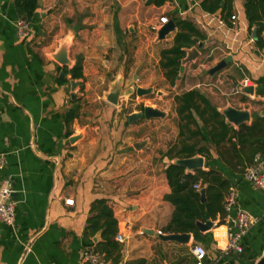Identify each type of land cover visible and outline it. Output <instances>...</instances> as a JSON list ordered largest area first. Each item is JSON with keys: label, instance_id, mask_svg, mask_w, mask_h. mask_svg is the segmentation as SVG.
Wrapping results in <instances>:
<instances>
[{"label": "crops", "instance_id": "crops-1", "mask_svg": "<svg viewBox=\"0 0 264 264\" xmlns=\"http://www.w3.org/2000/svg\"><path fill=\"white\" fill-rule=\"evenodd\" d=\"M113 1L116 5L109 14L101 1L89 5L87 0H38L29 35L22 39L15 27L18 18L13 0H0V157L4 163L0 182L9 183L15 203L13 224L0 223V264H77L81 253L96 244L95 237L86 238L84 231L90 206L99 199L106 200L117 221L118 234L124 238L120 264L135 259H145L147 264H196L191 254L195 244L206 250L202 264H258L264 257V192L242 177V169L248 165L249 144L240 146L232 138L239 157L228 154L232 147L226 143L219 154L211 148V158H203L202 170L214 168L229 179L238 207L257 221L241 240L242 253L223 257L213 239V229L200 232L203 241L196 242L190 234L186 245L157 236L158 232L171 235L164 229L174 208L163 197L170 193L164 174L170 162L166 154L179 142L175 104L171 118L176 128L169 125V119H142L130 125L127 116L125 126L116 129L118 120H114L110 129L103 121L97 126L80 125L77 116L66 124L65 116L74 107H78L77 114L79 111L77 94L75 100L71 98L70 82L80 81V89L86 78L104 77L106 62L129 53L126 35L131 30L134 38L146 45L142 51L157 48L160 56L162 50L172 47L176 26L163 39L151 30L164 16L168 21L172 17L189 21L198 29L203 38L195 39L189 49L200 44L195 62L204 55L207 61L193 72H206L214 81L226 102L222 107L215 106L218 111L227 105L247 110L250 119L243 125L251 126L256 119L264 118V49L256 45L259 27L264 40L262 10L256 12L259 18L250 25L245 0H232L226 21L222 20L221 9L209 14L196 0H170L161 7L141 0ZM142 3L148 5L145 18ZM87 8L95 13L92 21L73 20L75 13ZM149 28L152 34L147 33ZM51 37L53 40H48ZM62 39L70 40L71 66L53 58ZM229 56L232 62L224 69L213 76L208 74ZM77 62H81L82 80H72L64 73ZM193 63L184 69L189 70ZM244 83L252 88V94L242 92ZM192 89L199 88L185 92ZM112 112L106 107L105 120ZM168 125L175 135L170 142L167 130L162 128ZM141 141H146L145 147L136 150L134 143ZM259 154L264 162V152ZM68 199L73 200L72 206L65 205ZM211 221L214 226H226L228 222L224 213ZM144 230H152L154 235L142 233Z\"/></svg>", "mask_w": 264, "mask_h": 264}, {"label": "trees", "instance_id": "trees-1", "mask_svg": "<svg viewBox=\"0 0 264 264\" xmlns=\"http://www.w3.org/2000/svg\"><path fill=\"white\" fill-rule=\"evenodd\" d=\"M169 1L154 0L150 4L161 7ZM196 1H201V8L209 14H215L221 9L222 20L226 21V17L230 16L232 0ZM37 2L38 0H13L16 17L29 23L37 9ZM260 9L264 18V0H245V11L250 25L258 20L259 16L256 12ZM171 20L178 31L172 47L160 52L159 67L170 86H174L180 73L181 61L185 57V50L195 44V39H202L203 36L191 22L175 17ZM260 32L259 27L256 45L259 49H264V40L261 39ZM64 73L70 74L72 80H82L81 62L75 63L70 69L65 68ZM174 104L179 121V142L178 146L172 147L166 154L170 162L166 165L164 174L170 193L163 197V200L171 204L174 210L164 233L192 234L196 242L203 241L204 235L200 233L196 223H204L206 213L211 220H215L218 214L223 216V200L231 188V183L214 168H209L207 171L198 169L187 172L185 168L171 163V160L201 156L208 161L211 158L210 149H214L219 154V149L226 143L232 147L228 154L239 157L234 150L236 145L232 143V138H235L240 146L249 144L246 161L250 165L255 155L264 152V118L256 119L249 127L241 125L236 131L225 122L224 117L206 95L197 89L176 95ZM77 110L78 107H74L66 113V124L76 118ZM67 135L69 136L70 133ZM220 156L223 154L220 153ZM247 166L243 167L242 173ZM198 184L200 189L196 190L194 186ZM202 189L205 190L204 203L201 202L200 196ZM84 233L88 239L99 235V242L89 246H92L96 252L103 253L107 262L120 264L122 246L115 241L118 234L117 221L105 199L92 202ZM125 264H147V262L145 259H135Z\"/></svg>", "mask_w": 264, "mask_h": 264}, {"label": "rangeland", "instance_id": "rangeland-1", "mask_svg": "<svg viewBox=\"0 0 264 264\" xmlns=\"http://www.w3.org/2000/svg\"><path fill=\"white\" fill-rule=\"evenodd\" d=\"M97 1L103 2V5L108 7L107 11H109V14L113 12L112 8L116 5L113 0H87V3L95 5ZM147 9L148 5H143L142 3V18L148 16ZM75 14L73 16L74 21L89 19L88 22H90L95 18V13L90 12L89 8L84 9L82 13ZM78 15H81V17ZM132 24L134 27L137 26L136 22ZM87 26L88 28L93 27ZM146 31L152 34L150 28ZM134 37H136V34L131 30V33L126 35L129 53H126L125 58H116L113 61L106 62V67L103 68L104 77H88L82 83L83 88L75 90V92L77 91L79 106L77 119L80 125L97 126L98 121H103L105 124H109V128L112 129L113 121L118 120L117 129L120 126H125L123 122L127 116L135 112H142L144 107H151L164 112L166 116L163 119H169V125L176 128V121L171 118V114L175 113L174 97L194 87L204 91V94L214 106L222 107L226 105L224 98L219 95L218 89L214 87V81L207 76V73L202 72L198 75L193 72L194 69L206 63L207 55H204L200 61L194 62L189 70L183 68L175 85L172 87L159 67V50L157 48L153 50L148 48V51H142V49L146 48V45L144 46V43H141L142 41ZM48 40L52 41L53 38L51 37ZM63 41L60 43L62 44ZM119 74L122 78V90L126 92V95L120 99L117 106H112L104 100L103 95L109 91L110 85L116 81ZM137 88L152 89V93L146 96H137ZM106 107L113 109L111 117L109 118L110 113L107 115L108 121L104 118ZM169 125L162 128L167 130L168 141L170 142L175 135L171 133L172 127ZM89 132L94 133L93 130Z\"/></svg>", "mask_w": 264, "mask_h": 264}, {"label": "built area", "instance_id": "built-area-1", "mask_svg": "<svg viewBox=\"0 0 264 264\" xmlns=\"http://www.w3.org/2000/svg\"><path fill=\"white\" fill-rule=\"evenodd\" d=\"M141 1L144 3L148 2V0ZM230 20L233 22L235 17L232 16ZM167 23L168 19L162 16L156 24L152 25L151 30L155 33L159 32L162 26ZM15 27L20 38L25 39L28 37V22L18 19L15 23ZM243 86H246L245 83ZM3 168V159L0 157V171L3 170ZM242 177L255 189L264 192V162L261 159V154L254 156L252 163L244 169ZM194 188L199 190V184L195 185ZM13 193L14 191L7 181L0 182V223L2 224L12 225L14 222L15 203L12 200ZM64 203L66 206H72L73 200L68 199L65 200ZM223 211L228 222L226 226H219L217 224L213 227V239L216 243V247L223 257L231 254H241L243 251L241 240L257 221L249 213L238 207L236 194L232 188H230L224 197ZM219 228H224L223 232L220 234L217 233ZM158 234L161 233L158 232ZM115 241L119 244H123L124 238L122 235L117 234ZM191 254L196 264H202L206 257V250L203 246L195 244L191 248ZM77 264H107V261L103 253L96 252L94 248L88 247L81 253Z\"/></svg>", "mask_w": 264, "mask_h": 264}, {"label": "water", "instance_id": "water-1", "mask_svg": "<svg viewBox=\"0 0 264 264\" xmlns=\"http://www.w3.org/2000/svg\"><path fill=\"white\" fill-rule=\"evenodd\" d=\"M154 0H148V4L152 3ZM175 30V23L173 21H168L167 24L163 25L161 30L158 32V38L163 39L166 35L173 32ZM255 31L253 32L252 36L255 40ZM69 39H65L63 43L61 44L60 48L56 53H54L53 58L60 63L63 66H71V61L68 59V46H69ZM201 47L199 44L198 47L192 48V49H186V57L181 61V67L180 72L183 70L184 66L195 62V60L200 56L198 49ZM232 62V58L229 56L226 59L220 61L216 66L211 68L208 71V74L210 76H213L215 73L221 71L224 69L228 63ZM61 77H64V73H61ZM71 98L72 100H75L76 93L75 90L80 87V81H71ZM199 90V89H198ZM200 91V90H199ZM245 94H252V88L251 87H244L242 90ZM152 93V89H142L137 88L136 94L137 96H146ZM126 95V92L122 90V78L119 74L116 81L110 85V89L108 92H105L103 95L104 100L109 103L112 106H117L119 104V101L122 97ZM220 114L224 117L225 122L229 125H232L234 128H238L243 124H246L249 122V112L247 110H237L230 105H227L225 108H222L219 110ZM264 115V114H263ZM166 114L159 109L151 108V107H144L142 112L139 113H133L128 116V124H133L139 120L146 119H163L165 118ZM74 138L71 139L73 141ZM146 145V141H141L134 143L133 147L136 150H140L144 148ZM203 157L196 156L190 159H175L173 161L174 164L179 165L186 169L187 172H193L198 169L203 168ZM201 196V202H205V190L202 189L200 191ZM196 226L198 230L201 233L207 232L214 227V223L211 221L209 214H205V222H198L196 223ZM142 233L147 235H154V231L152 230H144ZM157 236L163 240V241H171L176 242L182 245H186L188 243V240L190 238V234H171V235H161L157 234ZM100 237L99 235H96L94 238V242H99ZM258 264H264V257L261 259V261Z\"/></svg>", "mask_w": 264, "mask_h": 264}, {"label": "bare ground", "instance_id": "bare-ground-1", "mask_svg": "<svg viewBox=\"0 0 264 264\" xmlns=\"http://www.w3.org/2000/svg\"><path fill=\"white\" fill-rule=\"evenodd\" d=\"M223 230H224V228H219L218 230H217V233H222L223 232ZM219 231V232H218Z\"/></svg>", "mask_w": 264, "mask_h": 264}]
</instances>
